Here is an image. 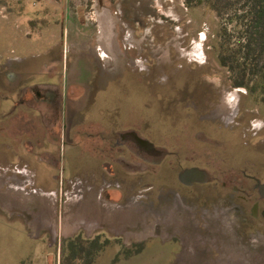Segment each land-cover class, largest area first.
Segmentation results:
<instances>
[{
	"label": "rangeland",
	"instance_id": "374dc122",
	"mask_svg": "<svg viewBox=\"0 0 264 264\" xmlns=\"http://www.w3.org/2000/svg\"><path fill=\"white\" fill-rule=\"evenodd\" d=\"M224 23L185 0H0V264H61L78 235L106 243L94 264L226 255L214 224L190 223L228 206L225 195L177 180L186 133L194 162L264 179V103L219 64ZM131 129L162 151L156 174L140 158L121 163L128 148L102 150ZM258 247L250 264H264Z\"/></svg>",
	"mask_w": 264,
	"mask_h": 264
},
{
	"label": "flooded vegetation",
	"instance_id": "af4514ba",
	"mask_svg": "<svg viewBox=\"0 0 264 264\" xmlns=\"http://www.w3.org/2000/svg\"><path fill=\"white\" fill-rule=\"evenodd\" d=\"M221 102V104L215 105L213 110L215 114L221 111L220 107L224 105L225 100ZM116 138V142L113 138L108 140L105 138L101 144L102 150L107 155L111 157L117 149L121 151L128 148L131 160L124 157L119 158L121 159L119 161L125 166L137 168L139 163L134 160L140 158L144 162L154 165L145 166L148 168L147 171H154V174L160 171V166L156 165H159L163 153L153 141L143 137L139 131L134 129L120 132ZM188 147L186 133L183 136V166H180L181 170L177 174V180L183 185V190L200 186L218 187V192L225 195V201L229 204L226 207H221L223 209L209 211V213L208 211H193L190 220H195L190 223L199 226L204 225V221H207L206 227L214 224L212 228L217 234V238L224 240L226 255L220 261L217 260L218 263L215 264H250L246 260V251L252 248L257 250L259 244L264 245V179L261 177V173L255 172L251 166L241 168L237 167L240 165L231 162L196 163L194 162L195 157H187ZM155 180L158 179L155 178ZM163 180L168 181L167 179ZM185 202L186 198H183V234L189 232V227L186 226L189 222L185 217L187 213ZM196 214H199L201 218H198ZM200 229L202 228L197 227L198 231ZM253 229L256 230V233L252 232ZM253 236H255V243L252 242ZM183 244L186 245V242L183 241Z\"/></svg>",
	"mask_w": 264,
	"mask_h": 264
},
{
	"label": "trees",
	"instance_id": "16d2710c",
	"mask_svg": "<svg viewBox=\"0 0 264 264\" xmlns=\"http://www.w3.org/2000/svg\"><path fill=\"white\" fill-rule=\"evenodd\" d=\"M185 5L204 7L225 21L219 31L218 62L231 72L235 87H245L264 103V0H185ZM105 245L101 236L70 238L61 264H94Z\"/></svg>",
	"mask_w": 264,
	"mask_h": 264
}]
</instances>
